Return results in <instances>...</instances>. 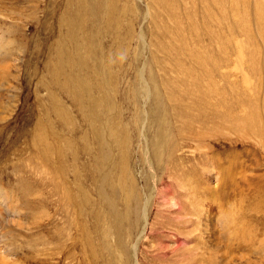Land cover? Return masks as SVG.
<instances>
[{"label": "rangeland", "instance_id": "obj_1", "mask_svg": "<svg viewBox=\"0 0 264 264\" xmlns=\"http://www.w3.org/2000/svg\"><path fill=\"white\" fill-rule=\"evenodd\" d=\"M80 1L0 0V264L89 263L77 222L72 230L66 222L74 209L54 193L60 177L70 189L79 184L88 208L103 217L109 210L99 196L102 184L107 195L113 192L105 183L124 194L116 203L121 212L132 194L139 217L148 204V223L164 230L170 251L177 240L186 246L162 262L159 239L143 222L122 246L108 236L118 264H127L124 251L131 264H194L193 234L182 225L195 213L198 264H264V0H211L210 48L204 31L210 0H87L83 24L107 73L103 94L92 92L102 98L96 120L62 87L65 75L78 74L69 69L67 26ZM195 44L212 60L206 69L216 98L208 99L217 116L178 136L186 119H178L169 98L181 91L172 84L187 70L202 72L191 58ZM84 224L91 229L92 220ZM99 244L94 236L97 264H107Z\"/></svg>", "mask_w": 264, "mask_h": 264}, {"label": "bare ground", "instance_id": "obj_2", "mask_svg": "<svg viewBox=\"0 0 264 264\" xmlns=\"http://www.w3.org/2000/svg\"><path fill=\"white\" fill-rule=\"evenodd\" d=\"M86 2H87V0H81L79 2L78 9L74 12V14L72 16V21L67 26L68 27V35H67V39L68 40H67V42L69 43L70 47H72L71 49L73 50V51L71 50L72 52L69 53V56L67 55V57H69L68 58L69 59V69H74L76 72H78V74L75 73V74H69L67 76L65 75L64 76V80L65 81L62 84V87L65 89V91L67 93L72 95L70 98L73 100L74 103L79 105V110H80V106L89 105L91 107L90 110L92 111V116H93L94 120H96V119H98L99 113H101L99 111V106L102 103H100L99 100H102V98L101 99L100 98L97 99L98 97L95 98V96H92V94H93L92 92L103 94L104 87L107 84V73H106V70H105V66L101 63L102 61H100L96 57V53L91 49L92 45H91L90 39L88 38V35L86 34V31H88V30L85 28V26L83 24L84 23L83 14H84L85 10L87 9V7H86L87 3ZM212 2L213 1H211V0L208 2L207 10L205 9L206 11H205V19H204V25H205L204 31H205V35L207 36V38L209 40V48L211 47V45L212 46L214 45L213 42L215 41V38L213 40V35L214 34L211 31V27H212L211 23L213 21V19H212L213 12L211 10ZM202 5H203V3H202ZM94 13H97V11L94 10ZM211 19H212V21H211ZM95 20H97V19L93 18V21H95ZM209 24H211L210 28H209ZM91 25H92V22H91ZM97 26H98V24H97ZM197 31L199 32V30H197ZM95 32H97V31H95ZM193 34H194V32H193ZM80 36H82V37H80ZM196 37L194 38V36H193L194 39H197ZM214 37H215V35H214ZM99 38H101V37H99ZM180 38H182V37H180ZM185 39L183 38L184 43L181 44L182 46L180 45V47L182 48V52L183 53L187 51V48H186V45H185ZM202 39H204V37ZM203 42H204V40H203ZM203 42H201V43H203ZM63 44L65 45V43H63ZM195 45L192 46V47H195ZM196 46H198V45H196ZM62 48L63 47H61V49ZM239 48H241V47H239ZM57 49H59V46H58ZM61 49H59V54H61L60 53ZM67 50H66L65 53H67ZM190 52H191V58L193 59V62L195 63V65H197L198 69H200L202 72L198 73L193 68H191L190 70H187V68H186V70H187L185 72L186 78H180L177 81V84H172V90L173 91H176V89L178 87L179 88L182 87V89H181V91L179 93H176V96H173V95H171L172 97L170 96L169 102L171 103V110L173 112L175 111L177 113L178 119H186V122H184L182 124L181 128L178 129V131H177L178 136H180L185 130H189L192 133H195V128H194V124L195 123L200 124L201 126L205 127L206 123L209 120L211 121L214 118L216 119V116H217V111H216V108H215L216 105L211 103V102H209V100H211V99H208V97L212 98V96H214V94H215L214 90H216V88L215 89L213 88V90L211 89V87H214L216 85L212 81L213 80V75H212L213 72L206 69V65L210 64V62L212 60L210 61V58L207 56L208 53L205 56H203L205 53H203V51L199 48V46H198V48H196L194 50L191 49ZM209 52H210V50H209ZM56 53L58 54L57 51H56ZM168 53H169V49H168ZM62 56H64V55H62ZM212 56L213 55H211V57ZM201 60H204L205 63H202ZM189 63L191 64V62H189ZM59 64L62 65L61 62H59ZM177 65L176 66L179 67V72L180 73L183 72L184 70L181 68V65H179V64H177ZM213 65H210V66H213ZM184 68H185V66H184ZM61 69H64L63 66H62ZM209 69H211V68H209ZM97 70H98L99 74H98ZM87 72L90 73V74L92 73V74L95 75V79H93L94 81L92 83H89V81H87L88 80L87 77H86L87 76ZM52 75H53V73H52ZM60 76H61V74H60ZM60 76L57 77V78L61 79ZM57 78H55L54 80L56 81ZM57 82H58V80H57ZM184 87H187V90L183 91ZM200 87H203V89L205 88L207 90L204 91V92H202V91L200 92V90H199ZM105 99H107V101H109L110 100V96L105 97ZM187 99L189 100L190 105L187 104V103L186 104L184 103V101L187 100ZM89 106H88V108H89ZM192 110H195L197 112V114H195V116L194 115L192 116V114H191ZM91 111H90V113H91ZM87 112H88V110L86 111V113ZM255 116H257V115H255ZM258 118H260V117H258ZM222 119H224V118L222 117ZM257 120L259 121V119H257ZM254 122H255V120H254ZM53 138H55V136ZM96 138L99 141L100 150H101V148L104 149L101 135L97 134ZM155 148L158 149V146H156ZM157 149H156V152H155L156 153V157H158L157 156L158 155ZM101 151H104V150H101ZM43 153L47 154V152H43ZM56 155L60 158V160L63 159V154L61 152H57ZM43 156L46 157V155H44V154H43ZM102 161H105L104 157H103ZM62 162H63V160H62ZM61 176H63V171L61 173ZM60 180L61 181L57 182V185H55L54 193L56 191H57V193H59L60 201L61 202L65 201V204H67L65 206L66 208L74 209L71 213L67 212V214H66L67 221L66 222L68 223V229H70V230H72V227L75 224V223H73V221L77 222V225H75V229L79 232V237L81 238V243H80L81 255H82L83 258H85L87 260V262L89 261L88 264H97V262L100 261V258H101V254L95 252L94 236L99 240V243L102 245L101 249L103 251L105 250L104 251L105 252V256L104 257H105V261H108L107 264H118L117 263V258L114 255L113 250L111 249L109 244H107V242H106L108 236L113 234L115 236V238H116L117 245L118 246L119 245L122 246L124 244V238H125L127 232L130 233L129 231H131L133 228H136V227L140 228L141 223H143V222L145 224H147L150 238L151 239H156L158 237V239H159V241H158L159 242V246H157L156 251L159 252V253H162L160 255L162 260H163L162 262L168 261L173 256L172 253L175 250L181 248L182 246L186 247V246L183 245V243L180 240H177V247H175V249L173 248L174 249L173 251H170L169 247L167 245H165V242L167 240H165L166 239V235H165L164 230L162 228H158L157 224L154 223V222L153 223H148V216H147V214H145L146 209H148L147 208L148 204L145 206L146 209L143 212V217H142V215H141V217H139L140 216L139 215L140 204L137 203V201H136V199L134 197H132V194H131L132 198L129 196L130 195L129 194L128 196H126L125 199H123L124 201L122 200L123 201L122 203L120 202L121 203L120 205L123 208V211L121 212V211H119L117 209L118 204L116 205V203H117V198L119 196L123 197L124 194L121 192V190L119 188H117V189L110 188V187H115L114 185L109 184V183H105V184H107L109 186V187L108 186L107 187L110 190H112V192H113L111 195H107L106 192H101V190H100V188L104 187V184H102L101 187L99 188V191H98V192H100L99 196L101 197V202L103 201L104 203H106V205H107L106 208L109 210L108 211L109 215H107V217H103L100 213L93 212L92 210H90L88 208L91 205V201L89 199V196L87 194H85V192L81 188H79V184H77L78 186L76 185L77 189L76 188H71L70 189L69 187H66L65 181H64V179L62 177H60ZM60 191H62V192H60ZM77 192L80 193L79 196L76 195ZM60 201H58V203ZM87 211H88V213H87ZM180 211L182 213V211H183L182 208L180 209ZM177 216H178V214H177ZM86 218H88L89 220L90 219L92 220L91 229L87 228V225L84 224V222L86 221ZM103 218L106 219V221H107L105 223H107L109 225V227L107 229H105V228L101 229V225L100 224L103 222V220H102ZM131 218H133L132 223L130 222ZM198 219H199V217H198V215L196 213H195V215L192 214V217L190 218V220H187L182 225V228L190 227L191 231L188 232V233H190V236H191V233L193 234L191 236L192 244H191V250L190 251L191 252L193 251L194 254H195V255L192 254V255H194V264H198V257H197V253L196 252H198L199 246H198V242L196 241V233L197 232H196V228H195V226H197L199 224V220ZM144 223H143V225H145ZM155 224H156V226H155ZM179 234L181 235V233H179ZM67 238L70 239V236H68ZM138 238H140V237H138ZM189 245H190V243H189ZM133 250L134 251L136 250V245L133 246ZM124 253L126 254L125 257H126V260H127V264H131L130 258L127 257L128 254L126 253V251H124ZM134 256H136V255H134ZM41 263L43 264L42 261H41ZM134 264H138V263H134ZM142 264H145L144 261H142ZM167 264H169V263H167Z\"/></svg>", "mask_w": 264, "mask_h": 264}]
</instances>
